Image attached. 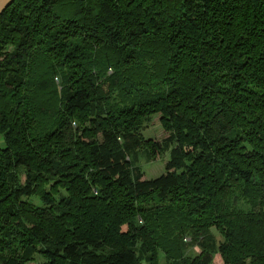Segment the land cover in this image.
Masks as SVG:
<instances>
[{
    "label": "trees",
    "instance_id": "16d2710c",
    "mask_svg": "<svg viewBox=\"0 0 264 264\" xmlns=\"http://www.w3.org/2000/svg\"><path fill=\"white\" fill-rule=\"evenodd\" d=\"M0 134V264H264V0H11Z\"/></svg>",
    "mask_w": 264,
    "mask_h": 264
},
{
    "label": "rangeland",
    "instance_id": "374dc122",
    "mask_svg": "<svg viewBox=\"0 0 264 264\" xmlns=\"http://www.w3.org/2000/svg\"><path fill=\"white\" fill-rule=\"evenodd\" d=\"M160 119H161V115H156L152 117L149 121L145 122L143 131H142V134L145 138V142L152 140L154 142L161 144L169 137V133L164 131L161 125ZM5 144L6 143H5L4 136L0 134V148H4ZM173 147H174V144L171 146V149H173ZM170 152L171 150L168 149L163 154L157 155L151 161L148 160V158L146 157L145 148L141 149L138 152V157L135 163L137 166H139L142 169L144 173V180L155 179L166 172L165 167L167 163L170 161V157H171ZM21 181L22 183L25 182V176L23 174L21 175ZM144 222L145 220L142 217V215H139L137 217V223L139 225H144ZM124 230L125 231L127 230L126 227H124ZM211 232L214 238V242L216 243L217 248H218V246L223 241V237L220 234V232L216 230L215 228H212ZM185 241L187 242V244L184 246V249H183V252H184L183 258L188 259V261H192V259H194L195 257H198L201 254L203 249L201 248L199 244L192 242V236L190 235L186 236ZM159 258H161L162 264H166L167 262H169L166 259V255L162 250H159ZM212 264H223L222 258L220 256V253L217 251V249H215L213 253Z\"/></svg>",
    "mask_w": 264,
    "mask_h": 264
},
{
    "label": "crops",
    "instance_id": "0c3cea01",
    "mask_svg": "<svg viewBox=\"0 0 264 264\" xmlns=\"http://www.w3.org/2000/svg\"><path fill=\"white\" fill-rule=\"evenodd\" d=\"M11 0H0V12L10 3Z\"/></svg>",
    "mask_w": 264,
    "mask_h": 264
}]
</instances>
